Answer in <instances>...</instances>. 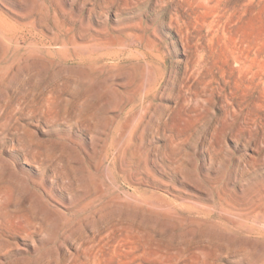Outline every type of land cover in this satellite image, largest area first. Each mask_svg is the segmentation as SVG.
<instances>
[{
  "label": "bare ground",
  "instance_id": "6f19581e",
  "mask_svg": "<svg viewBox=\"0 0 264 264\" xmlns=\"http://www.w3.org/2000/svg\"><path fill=\"white\" fill-rule=\"evenodd\" d=\"M35 5L31 1L19 18L0 10V80L9 72L14 78L45 72L50 94L66 90L69 83L73 88L82 85L86 86L82 97H90L93 103L86 120H76L87 134L65 136L68 142L56 145L76 185L55 183L59 173L53 169L50 175L45 171L39 179L30 180L26 201L39 222L28 217L0 219V264L3 259L25 264H142L136 257L146 253L139 236L147 225L195 228L214 212L218 218L209 225H222L232 233L227 240L230 248L264 264V192L243 200L232 194H237L235 186L223 189L217 202L201 199L199 194L178 189L171 177L161 176L165 166L175 167L166 164L159 150L144 144L146 125L159 118L154 113L165 114L167 108L161 104V109L156 97L184 103L199 85L205 100L218 92L230 102L237 101L230 84L244 82L243 78L227 74L225 61L217 65L218 77L209 73L207 56L180 37L186 60L183 68L174 66L169 52L153 42L141 55L124 47L123 40L119 48L98 47V42L102 46L111 42L87 33L89 22L82 19L76 26L77 15L65 19L62 7L43 18L45 12ZM237 54L234 60L241 67L255 61ZM50 97L43 98L36 109L43 114V123L56 120ZM241 164H235L231 179L238 178Z\"/></svg>",
  "mask_w": 264,
  "mask_h": 264
},
{
  "label": "rangeland",
  "instance_id": "374dc122",
  "mask_svg": "<svg viewBox=\"0 0 264 264\" xmlns=\"http://www.w3.org/2000/svg\"><path fill=\"white\" fill-rule=\"evenodd\" d=\"M31 1H35L36 8L43 9V18L52 17L62 7L65 19L77 15L76 26L82 19L89 22L87 33L111 42L102 46L97 41L98 47L119 48L123 40L124 47L141 55L153 42L169 52L174 66L183 68L186 60L178 41L180 37L192 49L197 45L198 53L204 58L207 56L206 71L214 76L219 74L217 65L225 61L226 73L240 75L244 80L230 84L238 100L230 102L218 92L205 100L199 85L192 88V99L184 103H176L164 95L156 97L159 107L164 109L161 106L164 104L167 108L165 114L154 113L159 118L146 125L144 144L148 149L159 150L166 164L175 167L165 166L161 176L166 180L171 177L178 189L199 194L201 199L210 197L217 202L223 189L235 186L237 194L235 191L232 194L243 200L264 192V0H0V10L6 16L19 18ZM236 53L247 55L249 62L255 61L250 67H241L234 60ZM46 82L45 72L18 78L9 72L0 80V219L3 222L37 218L31 215L26 196L30 180L39 179L41 172L50 175L53 169L59 173L54 177L55 183L76 185L75 180L69 179L74 178V173L56 145L68 142L65 136L87 134L76 120H86L93 101L82 97L86 86L73 88L69 83L66 90L50 94ZM48 96L56 120L43 123V114L36 109ZM126 109L118 115L122 116ZM239 161L242 164L238 178L231 179L232 169ZM217 218L215 212L209 214L195 228L186 224L173 230L169 224L167 228L147 225L139 241L149 254L145 258L144 253L136 260L142 264H254L252 255H239L227 244L232 236L228 229L209 225ZM8 260L3 259L1 264H25L23 260Z\"/></svg>",
  "mask_w": 264,
  "mask_h": 264
}]
</instances>
